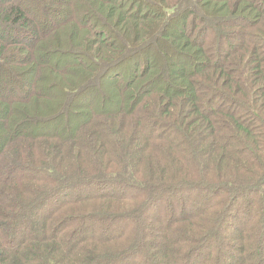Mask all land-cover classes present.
Wrapping results in <instances>:
<instances>
[{
  "label": "trees",
  "instance_id": "trees-1",
  "mask_svg": "<svg viewBox=\"0 0 264 264\" xmlns=\"http://www.w3.org/2000/svg\"><path fill=\"white\" fill-rule=\"evenodd\" d=\"M0 264H264V0H0Z\"/></svg>",
  "mask_w": 264,
  "mask_h": 264
},
{
  "label": "rangeland",
  "instance_id": "rangeland-1",
  "mask_svg": "<svg viewBox=\"0 0 264 264\" xmlns=\"http://www.w3.org/2000/svg\"><path fill=\"white\" fill-rule=\"evenodd\" d=\"M64 29H65V33H67L68 32V28L67 27H64ZM136 35H138V33H135ZM127 38H130V33H127L126 35H125ZM28 67V66H27ZM33 69V68H32ZM29 70L28 71V73L27 74H24L23 75V81H25V82H23V83H26V85L31 89V92L32 91H34L33 89L34 88H36V86L39 84V82H32L34 79H35V77H36V68H34L33 70ZM30 72V73H29ZM47 75H48V73H46V72H44V73H39L38 74V76H37V79H38V81H40V78L43 76V79H44V77L46 78L47 77ZM43 79L41 80V82L43 81ZM34 83V84H33ZM32 86H34V87H32ZM55 92V90H52L50 93H54ZM35 93H36V91H35ZM57 96V95H56ZM26 103L25 104H21V105H19V109H21V110H23V112L25 113V112H27V113H29V114H34L35 116L36 115H38V114H42V113H44V114H49V113H45V111H46V109L47 108H45L46 107V104L47 105H51V106H53V102H48V101H43V100H41V99H38V98H34V96L33 95H28L27 97H26ZM45 104V107L43 106ZM44 114H42V115H44ZM24 115V114H23ZM33 115V116H34ZM71 115H65V116H62V118L61 119H59V120H57V122H52V121H50L47 125H46V127L45 126H43V130H41V131H43V132H45V133H50V134H53V132L55 131H57V130H59L62 126H64V125H72L73 124V122H74V120L70 117ZM54 123V124H53ZM40 128L41 127H38L35 131H33V132H36V131H39L40 130ZM27 129V131H31V128H26ZM16 175V177L18 178V177H20L19 176V173H15ZM21 180V179H20ZM242 215L240 214V215H238L237 217H236V219H235V221H234V223L239 227V228H241L244 224V221L242 220ZM249 220H247L246 219V222H248Z\"/></svg>",
  "mask_w": 264,
  "mask_h": 264
}]
</instances>
